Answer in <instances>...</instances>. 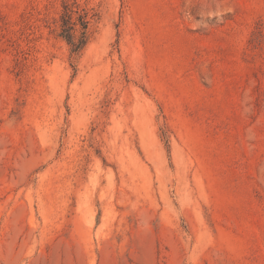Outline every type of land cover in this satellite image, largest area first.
<instances>
[{"label": "rangeland", "instance_id": "rangeland-1", "mask_svg": "<svg viewBox=\"0 0 264 264\" xmlns=\"http://www.w3.org/2000/svg\"><path fill=\"white\" fill-rule=\"evenodd\" d=\"M0 264H264V0H0Z\"/></svg>", "mask_w": 264, "mask_h": 264}, {"label": "trees", "instance_id": "trees-1", "mask_svg": "<svg viewBox=\"0 0 264 264\" xmlns=\"http://www.w3.org/2000/svg\"><path fill=\"white\" fill-rule=\"evenodd\" d=\"M81 19L83 20V16H81ZM63 26L67 27L68 31L67 33H62L63 38L66 39V41L72 46L73 51H77L81 49L85 43L84 40V31H82V35L78 36L76 39H74V35L72 33V26L74 23L70 21V16L68 14H65V18L62 19ZM82 24V29L84 30L86 27L85 21H83ZM66 29H63V31Z\"/></svg>", "mask_w": 264, "mask_h": 264}]
</instances>
